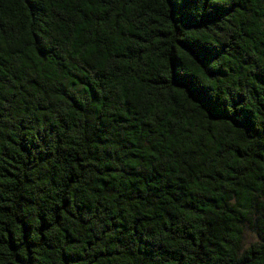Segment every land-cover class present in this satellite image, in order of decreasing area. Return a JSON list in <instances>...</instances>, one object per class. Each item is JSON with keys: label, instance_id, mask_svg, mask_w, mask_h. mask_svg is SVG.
<instances>
[{"label": "trees", "instance_id": "obj_1", "mask_svg": "<svg viewBox=\"0 0 264 264\" xmlns=\"http://www.w3.org/2000/svg\"><path fill=\"white\" fill-rule=\"evenodd\" d=\"M264 0H0V264H264Z\"/></svg>", "mask_w": 264, "mask_h": 264}, {"label": "rangeland", "instance_id": "obj_2", "mask_svg": "<svg viewBox=\"0 0 264 264\" xmlns=\"http://www.w3.org/2000/svg\"><path fill=\"white\" fill-rule=\"evenodd\" d=\"M260 201L264 203V195H260ZM255 245H264V207L255 205L251 220L245 223L241 251Z\"/></svg>", "mask_w": 264, "mask_h": 264}]
</instances>
